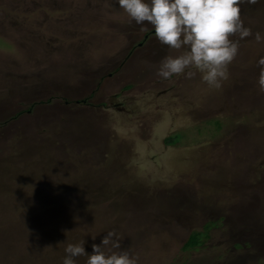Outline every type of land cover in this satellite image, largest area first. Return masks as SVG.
<instances>
[{"label": "rangeland", "instance_id": "374dc122", "mask_svg": "<svg viewBox=\"0 0 264 264\" xmlns=\"http://www.w3.org/2000/svg\"><path fill=\"white\" fill-rule=\"evenodd\" d=\"M240 7L253 36L216 89L158 76L183 49L118 0H0V264L109 231L138 264H264V0Z\"/></svg>", "mask_w": 264, "mask_h": 264}, {"label": "clouds", "instance_id": "9594fccd", "mask_svg": "<svg viewBox=\"0 0 264 264\" xmlns=\"http://www.w3.org/2000/svg\"><path fill=\"white\" fill-rule=\"evenodd\" d=\"M244 2L255 4L257 0H118L130 21L151 25L161 44L183 49L181 54L161 61L158 76L170 79L187 70V78H193L199 72L202 81L216 89L229 78L228 67L238 55L240 41L253 36L241 18L240 5ZM254 40L264 44L260 32L255 33ZM257 66L259 91L264 92V56ZM84 243H69L63 264H75L74 258L80 256L88 257L86 264H138V257L121 249L115 231L107 232L100 245L93 244L91 255L85 252Z\"/></svg>", "mask_w": 264, "mask_h": 264}, {"label": "trees", "instance_id": "16d2710c", "mask_svg": "<svg viewBox=\"0 0 264 264\" xmlns=\"http://www.w3.org/2000/svg\"><path fill=\"white\" fill-rule=\"evenodd\" d=\"M173 140V141H172ZM175 137L173 136V137H170L169 138V141L168 140H165L166 142H171V143H173V142H175ZM208 228V227H207ZM195 237V234H190V236H189V238H188V240L186 241V243H185V245H184V248H193V247H195V246H197V245H199V243L201 242H199L198 240H194L193 238Z\"/></svg>", "mask_w": 264, "mask_h": 264}, {"label": "flooded vegetation", "instance_id": "af4514ba", "mask_svg": "<svg viewBox=\"0 0 264 264\" xmlns=\"http://www.w3.org/2000/svg\"><path fill=\"white\" fill-rule=\"evenodd\" d=\"M259 60V59H258ZM87 73V72H86ZM77 75H79V73L77 74ZM109 75V74H108ZM48 101V100H47ZM46 101V102H47ZM79 101H82V102H84L85 101V99H81V100H79ZM29 109L30 108H28L27 110H25L26 112H29ZM28 141V140H27ZM165 143H167V142H165ZM26 144H28V147H30L31 145H30V141H28V143H26ZM176 144V141L175 142H173L171 145H175ZM30 145V146H29ZM39 146V145H38ZM167 148V147H166ZM217 156V159L216 160H218L219 159V155H216ZM210 158V154H208V156L207 157H205V159H202V160H199V161H202L203 162V160H208Z\"/></svg>", "mask_w": 264, "mask_h": 264}]
</instances>
